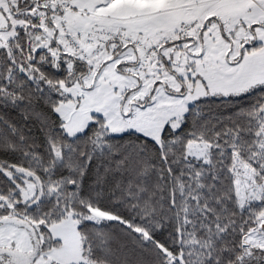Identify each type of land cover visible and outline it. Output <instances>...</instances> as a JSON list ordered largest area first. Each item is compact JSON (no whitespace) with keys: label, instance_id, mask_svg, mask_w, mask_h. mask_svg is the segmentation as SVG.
Segmentation results:
<instances>
[{"label":"trees","instance_id":"trees-1","mask_svg":"<svg viewBox=\"0 0 264 264\" xmlns=\"http://www.w3.org/2000/svg\"><path fill=\"white\" fill-rule=\"evenodd\" d=\"M44 3L11 5L21 24L0 48V220L15 214L47 227L73 214L96 264H264V250L242 244L264 201L241 208L235 185L236 153L264 181V87L197 101L160 144L136 132L112 135L101 116L71 137L56 109L67 100L63 87L92 64L54 34L39 39L50 28L59 35ZM192 142L211 146L207 162L188 155ZM23 177L41 186L30 204ZM92 209L118 220H88Z\"/></svg>","mask_w":264,"mask_h":264},{"label":"rangeland","instance_id":"rangeland-1","mask_svg":"<svg viewBox=\"0 0 264 264\" xmlns=\"http://www.w3.org/2000/svg\"><path fill=\"white\" fill-rule=\"evenodd\" d=\"M109 1L115 5L121 1L143 2ZM198 1L203 0L166 1L161 8L168 7L173 11L166 14L162 11L154 19L169 18L171 21L186 13L187 9H197L194 4ZM208 4L213 10L208 15L210 24L207 29L202 32L198 29L192 37L170 44L169 48L175 49L177 54L175 64L169 61L173 69L170 72L171 84L166 88L163 85L156 91L146 85L142 88L138 80L117 68L118 63L109 61L99 64L93 73L89 68L88 75L82 80L63 87L67 100L58 105L56 112L66 133L71 137L82 134L96 116H101L112 135L136 132L160 144L164 129L169 126L178 130L189 107L197 101L210 97H238L264 87V0H213ZM22 14L12 10L9 0H0V48L16 34ZM198 20L202 29L203 20ZM39 27L45 28V25ZM52 33L50 28V37ZM42 34L39 39L46 43V36ZM241 38L250 45L258 43L260 48L242 51V44L233 47ZM228 62L237 63L225 67ZM261 135L264 146V128ZM210 147L207 143L192 142L188 155L207 162ZM235 160V185L240 207L264 201V181L261 185L256 182L255 171L242 162L237 153ZM34 178L23 177V203L30 204L42 194L41 186ZM261 216L260 223L243 236L249 235V245H244L248 249L264 250L262 238L250 240L254 229L264 221V212ZM87 219L94 222L118 220L116 216L97 209L90 210ZM43 228L48 229L49 236ZM0 264L96 263L84 253L79 222L73 214L47 227L25 224L24 219L11 214L6 220H0Z\"/></svg>","mask_w":264,"mask_h":264},{"label":"crops","instance_id":"crops-1","mask_svg":"<svg viewBox=\"0 0 264 264\" xmlns=\"http://www.w3.org/2000/svg\"><path fill=\"white\" fill-rule=\"evenodd\" d=\"M68 1L74 11L68 13L66 15V19L68 21L71 34L78 38V40L80 41V47L73 48L65 44L63 45V47L65 51L75 52V54H77L78 56L82 50H86L87 52L89 51V49L85 46V39L95 27L120 28L125 30L133 37L142 38L145 40L155 39L162 35L171 33L181 26L191 24L193 20L200 18L203 20L202 29L200 28V32H202V30L207 29L208 25L210 24L208 15L213 10L211 6H208V3L212 2L213 0L198 1L194 4V6H196L194 8L197 9H187L186 13L177 15L175 18H172L171 21H169V18L160 20H156L154 18L162 11H164L163 14L172 12L173 10L169 11L170 8L168 7L161 8L166 1L172 2V0H143V2L141 3L121 1V3H117L116 5L111 3L109 0ZM205 5L207 6L205 7ZM176 9H178V7H176ZM87 13H90L91 15ZM51 30L53 29L51 28ZM49 32L50 30L48 31V35L45 34L46 38H44V40H46V43L51 40ZM53 34L60 40L59 35H57L56 29L53 30L52 35ZM200 37H202L201 34ZM226 42H229L228 38L226 39ZM246 42L247 40H245V38H241L239 43L234 44L233 47H237L239 44H242V51L260 48L258 43H255V45H250ZM169 47H171V45L165 47L162 50V58L166 65V68L168 69V73L160 74L159 70H155L154 72L158 74V81L146 85L153 91H156L161 85L166 88L169 84H171L170 72L173 67L171 66L169 61L175 64L174 57L177 53L175 49L172 50ZM142 56V53L131 47H123L116 51L108 46L103 50L100 57L91 59L92 73L95 68L99 66V64L103 65L107 61L115 64L118 63L117 68L119 67V69L122 71L124 67L136 64L138 60L142 58ZM236 63L228 62L225 63L224 66L231 67L235 66ZM141 86L142 88H144L145 85Z\"/></svg>","mask_w":264,"mask_h":264},{"label":"built area","instance_id":"built-area-1","mask_svg":"<svg viewBox=\"0 0 264 264\" xmlns=\"http://www.w3.org/2000/svg\"><path fill=\"white\" fill-rule=\"evenodd\" d=\"M45 6L50 11L51 17L55 22L60 39L66 45L79 48L80 41L70 32L66 15L74 11L68 0H45ZM12 7H18L19 0H11ZM198 20V19H197ZM201 28L200 21L192 22L176 31L165 34L155 39H142L133 37L125 30L114 27H95L86 37L85 46L89 49L82 50L78 58L91 65L92 58H98L103 50L108 46L117 50L123 47H131L143 54L136 64L128 65L124 68L125 73L134 77L144 85L158 81V74L154 71L159 70L160 74H167L168 69L163 61L161 51L165 46L183 39L192 37L196 30ZM262 238L264 245V221L254 229L253 239L255 241ZM249 235L244 237L242 244L248 246ZM253 244L252 242H250ZM264 249V247H263Z\"/></svg>","mask_w":264,"mask_h":264}]
</instances>
